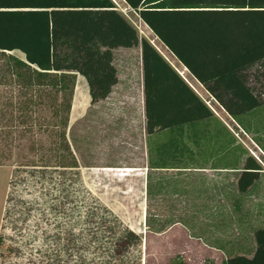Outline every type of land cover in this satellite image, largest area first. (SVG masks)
Listing matches in <instances>:
<instances>
[{"label":"rangeland","instance_id":"1","mask_svg":"<svg viewBox=\"0 0 264 264\" xmlns=\"http://www.w3.org/2000/svg\"><path fill=\"white\" fill-rule=\"evenodd\" d=\"M113 1L139 37L182 71L127 2ZM114 64L119 81L96 103L86 79L77 74L66 135L78 168L56 167L58 159L48 151L54 137L39 124L33 132L25 129L31 122L0 125L2 134L12 131L7 140L2 136V144L11 145H0V264H59L58 258L60 264H222L226 256H252L254 231L264 226V155H255L261 168L256 183L239 196L232 177L220 204L210 197L214 191L203 187L202 176L188 188L160 179L170 174L150 168L157 157L144 117L141 46L116 48ZM193 85L203 95L206 88ZM33 117L40 120L37 113ZM237 120L246 127L245 115ZM247 120L259 131L255 139L264 149V105ZM176 132L162 133L165 146L172 145ZM246 148L259 152L252 143ZM47 156H52L50 167L44 166ZM93 213L102 220L93 221ZM122 227L138 234L141 244L125 238V262L119 263L111 258ZM212 245L220 251L209 252Z\"/></svg>","mask_w":264,"mask_h":264},{"label":"trees","instance_id":"2","mask_svg":"<svg viewBox=\"0 0 264 264\" xmlns=\"http://www.w3.org/2000/svg\"><path fill=\"white\" fill-rule=\"evenodd\" d=\"M124 1L236 120L264 105V0ZM133 46L142 48L149 134L191 127L212 114L158 49L139 37L113 0H0V125L31 122L25 129L33 132L39 124L54 137L48 151L58 159L56 167L78 168L66 135L77 74L86 79L96 103L119 81L114 50ZM36 113L40 120L33 117ZM2 132L0 145H11L2 144V136L7 140L12 131ZM169 158L168 148L159 151L153 167H168ZM51 159L47 156L45 167ZM248 165L252 167H245L239 179L241 192L259 177L260 165L255 160ZM90 216L102 220L101 215ZM113 219L121 225L117 216ZM110 229L116 238L117 230ZM122 229L111 258L119 263L125 262V238L141 244L138 234ZM254 237L252 256L232 255L222 264H264V226Z\"/></svg>","mask_w":264,"mask_h":264},{"label":"crops","instance_id":"3","mask_svg":"<svg viewBox=\"0 0 264 264\" xmlns=\"http://www.w3.org/2000/svg\"><path fill=\"white\" fill-rule=\"evenodd\" d=\"M159 42L163 44L161 41ZM172 56L174 55L172 54ZM179 63L182 66V71L175 68L202 100L206 102L212 114L196 121L191 127L185 125L184 128H179L177 126V129V127L174 126L168 129L157 130L153 134H150L153 135L151 137H154L153 143L155 149L153 148V151L156 157L159 151H166L167 148H170L168 167L150 168L159 174L169 173V176H160V179H162V177H166L164 179L170 180L175 179L176 181L186 183V188H188V183L190 181H197L200 176H202L203 187L208 190H213L214 192L210 197L214 196V199H217L218 204H220V202L225 201L223 190L228 186L230 187L229 183L232 177L235 179V184H233L232 187L237 189L238 195L241 196L242 192L239 189V179L242 172L247 170L245 167H252L249 165L246 166L247 162L252 164L255 160V155L258 153L264 155L262 147L255 139V133L259 131L247 120L252 110L244 114L246 127H243L245 125L242 126L238 123L207 89H205V92L201 95L197 87L193 84L197 83V86L199 85L198 88L203 87V85L189 72L187 67L181 62ZM183 71L185 73H183ZM186 75L191 78L193 84ZM143 104L145 110L144 70ZM144 117L146 123L145 111ZM175 129H177V136L173 139L174 143L172 142L171 146H165V141L161 138L162 133L170 132L172 134ZM263 130L264 129H261L260 132ZM244 136H246V138H244ZM243 142L246 144H243ZM249 143H252L253 148H257L259 152H249L248 148H246ZM262 172H264V170ZM254 183H256V180ZM213 251L219 252L220 250L213 245L209 246V252ZM227 258L228 256L225 257V259Z\"/></svg>","mask_w":264,"mask_h":264}]
</instances>
